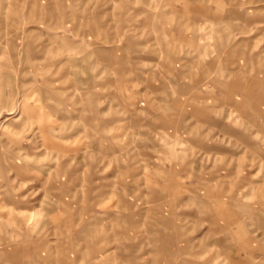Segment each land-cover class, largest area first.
Wrapping results in <instances>:
<instances>
[{
	"label": "rangeland",
	"instance_id": "rangeland-1",
	"mask_svg": "<svg viewBox=\"0 0 264 264\" xmlns=\"http://www.w3.org/2000/svg\"><path fill=\"white\" fill-rule=\"evenodd\" d=\"M258 89L264 0H0V264H264Z\"/></svg>",
	"mask_w": 264,
	"mask_h": 264
},
{
	"label": "crops",
	"instance_id": "crops-1",
	"mask_svg": "<svg viewBox=\"0 0 264 264\" xmlns=\"http://www.w3.org/2000/svg\"><path fill=\"white\" fill-rule=\"evenodd\" d=\"M248 77H246V79H247ZM248 80H250L249 82H247V87L248 86H258V88L260 89V87L262 86V84H263V82H256L253 78L251 79V78H249ZM258 89V91H255L249 98L250 99H244V102H246V103H251V102H253V100L254 99H256V100H258V101H260L261 102V100H264V99H261L262 97H264L263 96V92L261 91V90H259ZM255 90V89H254ZM252 99V100H251Z\"/></svg>",
	"mask_w": 264,
	"mask_h": 264
}]
</instances>
